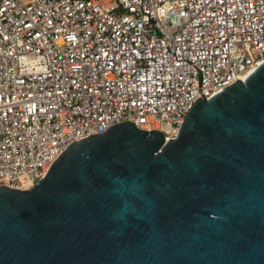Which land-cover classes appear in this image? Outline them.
I'll return each mask as SVG.
<instances>
[{"label": "water", "instance_id": "95a60500", "mask_svg": "<svg viewBox=\"0 0 264 264\" xmlns=\"http://www.w3.org/2000/svg\"><path fill=\"white\" fill-rule=\"evenodd\" d=\"M0 264H264V62L169 140L122 121L0 185Z\"/></svg>", "mask_w": 264, "mask_h": 264}, {"label": "built area", "instance_id": "2783aa9c", "mask_svg": "<svg viewBox=\"0 0 264 264\" xmlns=\"http://www.w3.org/2000/svg\"><path fill=\"white\" fill-rule=\"evenodd\" d=\"M262 62L264 0H0V185L122 121L169 140Z\"/></svg>", "mask_w": 264, "mask_h": 264}]
</instances>
